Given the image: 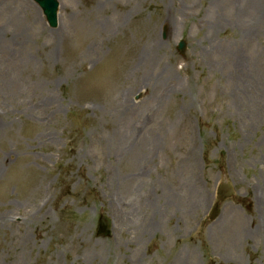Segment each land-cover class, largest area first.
<instances>
[{
  "label": "rangeland",
  "instance_id": "374dc122",
  "mask_svg": "<svg viewBox=\"0 0 264 264\" xmlns=\"http://www.w3.org/2000/svg\"><path fill=\"white\" fill-rule=\"evenodd\" d=\"M60 3L0 0V264H264V0Z\"/></svg>",
  "mask_w": 264,
  "mask_h": 264
},
{
  "label": "water",
  "instance_id": "95a60500",
  "mask_svg": "<svg viewBox=\"0 0 264 264\" xmlns=\"http://www.w3.org/2000/svg\"><path fill=\"white\" fill-rule=\"evenodd\" d=\"M50 17V21L53 23V19H54V10L52 11V15L51 16H49ZM54 24V23H53ZM232 193V191L231 190H229V192L228 193H226V195L225 194H220L219 195V198L220 199H223L224 197H226V196H228L229 194H231ZM216 213H217V205L215 206V209H214V212H213V216L214 215H216ZM100 230H99V232H101V233H103L104 235H109L110 234V228H109V222L107 221L106 222V219H104V218H102L101 220H100Z\"/></svg>",
  "mask_w": 264,
  "mask_h": 264
},
{
  "label": "bare ground",
  "instance_id": "6f19581e",
  "mask_svg": "<svg viewBox=\"0 0 264 264\" xmlns=\"http://www.w3.org/2000/svg\"><path fill=\"white\" fill-rule=\"evenodd\" d=\"M197 194V192L195 191V195ZM193 200H195V197L194 199L193 198H190V196L188 195V203H187V206L191 209H196L197 205H198V202L195 201L193 202Z\"/></svg>",
  "mask_w": 264,
  "mask_h": 264
}]
</instances>
